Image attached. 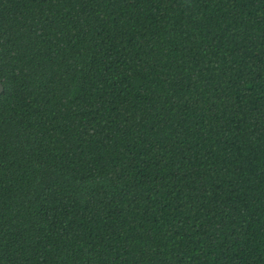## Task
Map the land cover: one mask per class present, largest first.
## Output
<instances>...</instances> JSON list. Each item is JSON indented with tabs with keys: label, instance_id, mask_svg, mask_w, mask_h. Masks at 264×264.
Listing matches in <instances>:
<instances>
[{
	"label": "trees",
	"instance_id": "16d2710c",
	"mask_svg": "<svg viewBox=\"0 0 264 264\" xmlns=\"http://www.w3.org/2000/svg\"><path fill=\"white\" fill-rule=\"evenodd\" d=\"M0 264H264V0H0Z\"/></svg>",
	"mask_w": 264,
	"mask_h": 264
},
{
	"label": "water",
	"instance_id": "95a60500",
	"mask_svg": "<svg viewBox=\"0 0 264 264\" xmlns=\"http://www.w3.org/2000/svg\"><path fill=\"white\" fill-rule=\"evenodd\" d=\"M0 91H2V86H0Z\"/></svg>",
	"mask_w": 264,
	"mask_h": 264
}]
</instances>
